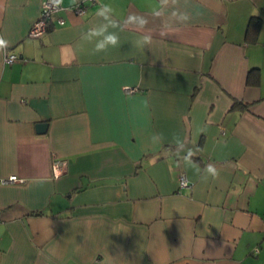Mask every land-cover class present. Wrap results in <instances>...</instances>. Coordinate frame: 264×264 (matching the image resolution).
Segmentation results:
<instances>
[{"label":"crops","instance_id":"0c3cea01","mask_svg":"<svg viewBox=\"0 0 264 264\" xmlns=\"http://www.w3.org/2000/svg\"><path fill=\"white\" fill-rule=\"evenodd\" d=\"M43 1L0 0V264H264V0Z\"/></svg>","mask_w":264,"mask_h":264},{"label":"built area","instance_id":"2783aa9c","mask_svg":"<svg viewBox=\"0 0 264 264\" xmlns=\"http://www.w3.org/2000/svg\"><path fill=\"white\" fill-rule=\"evenodd\" d=\"M86 1L87 0H79L76 2L72 9L78 14H84L86 11ZM94 2V0H89ZM41 15L40 18L34 22L32 25L29 35L33 38L42 37L49 28L50 20L56 11L61 8V4L59 0H44L41 6ZM59 22L62 24L64 20L62 18L59 19ZM18 59V55L14 53H7L5 55V61L8 64L14 63ZM128 91H134L135 88H127ZM67 168V161L64 159H56L54 162V169L56 175H60ZM22 181L17 175H11L9 177H0V183H15ZM179 183L181 187L189 186L190 182L185 175H180Z\"/></svg>","mask_w":264,"mask_h":264},{"label":"trees","instance_id":"16d2710c","mask_svg":"<svg viewBox=\"0 0 264 264\" xmlns=\"http://www.w3.org/2000/svg\"><path fill=\"white\" fill-rule=\"evenodd\" d=\"M49 27H50V24H49ZM259 76H260L259 70L258 69H252L249 72V75H248V82L253 83L254 82V78H255L256 82L259 83Z\"/></svg>","mask_w":264,"mask_h":264},{"label":"water","instance_id":"95a60500","mask_svg":"<svg viewBox=\"0 0 264 264\" xmlns=\"http://www.w3.org/2000/svg\"><path fill=\"white\" fill-rule=\"evenodd\" d=\"M47 126H48L47 122L38 123V125H37L38 131H40V132L46 131Z\"/></svg>","mask_w":264,"mask_h":264},{"label":"clouds","instance_id":"9594fccd","mask_svg":"<svg viewBox=\"0 0 264 264\" xmlns=\"http://www.w3.org/2000/svg\"><path fill=\"white\" fill-rule=\"evenodd\" d=\"M5 45V41L3 39H0V47H3ZM210 172H212L213 174H215V169L209 167L208 169Z\"/></svg>","mask_w":264,"mask_h":264}]
</instances>
